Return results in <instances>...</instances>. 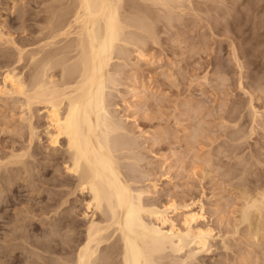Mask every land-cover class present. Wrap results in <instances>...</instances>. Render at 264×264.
Returning <instances> with one entry per match:
<instances>
[{
  "label": "bare ground",
  "instance_id": "bare-ground-1",
  "mask_svg": "<svg viewBox=\"0 0 264 264\" xmlns=\"http://www.w3.org/2000/svg\"><path fill=\"white\" fill-rule=\"evenodd\" d=\"M50 1H52V3L49 2L51 4L50 6H47L48 15L46 16L44 20L42 19L40 21H37V24L35 23L34 25H31L30 23L31 25L30 27H28L29 25L26 24V27L28 29L22 28L23 30H21L20 27H22V25L20 27L17 26L20 31L30 30L29 33L24 34V36L17 37L14 34L16 30L14 31V29H12L11 24H9L6 20L0 21V99H4L3 102H6V104H7L8 99H10L9 101L12 100L13 103L10 102L9 105L11 103L15 104L14 107L17 106V103L21 105V106L19 105L22 108V112H20L22 115L21 117L24 120L23 122H26V126L28 128L27 144H24L25 146L23 145L24 147H22V149L20 148L19 149L20 151H18L17 149L18 147L16 148V146L11 145L9 147L10 151H9V148H7L8 153H4L6 154L5 155L6 157L3 158V156H1L0 154V156L2 157V158L0 157V172L2 171V169L8 170L10 168L12 169L13 166L20 165L23 168H25V172L31 173L32 170L29 171L30 169L29 167H27L28 166L27 164L29 163H26L27 162L25 160L27 158L26 156L32 157L37 154H41V153L43 154L44 151L38 150V149L42 147L41 143L43 141V138H46L47 145H43L44 149L46 150L45 151L46 154L44 158L50 160L49 164L56 163V165L59 164L63 168V171H61L59 170L61 168L58 169V167L56 166L58 169V172H61V173L63 172L71 176L69 178L65 177L62 179L57 178L59 176L53 177V180L49 182V183H52L54 187L60 188L59 189L60 192H57V193L60 194L62 199L60 197L61 201L59 203L56 201L55 199L56 196H54V194H57V193H56L55 188H53L51 192L52 195L50 199L48 198L49 201L52 200L51 203L48 202L49 203L48 212H52L55 216L58 215L57 217L60 218V220L62 221V218L64 216L65 218L72 216V215L68 216L67 214H66L67 216L65 215L68 209H66L63 206L67 204L71 200V198L74 197L76 201L79 200L81 204H83L84 206V211L82 212L83 218H84V223H83L84 229H82V232L79 231L82 234L80 235L78 246L76 244H73L77 246L76 249L74 248L75 249L74 251L72 249L73 252H70V251L69 253L66 252L69 255L68 254L65 255L61 252H58L56 249V253L59 255L58 257H55L56 255L52 257L50 256L52 259L49 258L51 259L49 262L47 261L46 263L43 261L39 263L38 261V263L37 262L36 263L37 264H41V263H45V264H191L194 261H197L196 259L199 258L198 256L200 254L209 252V250L211 249L213 245V241L216 239L217 236H221L222 233L220 235H218V233H215L214 227L208 223V220L206 218L207 215L205 214L207 210L205 206L207 205L203 201V199H201L200 197L199 199H192V196H191L189 197V199L186 198L185 201L181 202V199H180V202H178L176 201V199L174 200V198L167 200L170 197L169 195L166 201L164 199H163L164 201H160V197L158 198L159 200H156V196L155 195L153 196V193L155 192L154 194H156L157 192L156 189H158L157 182H152V183L150 182V184L146 186L138 184L140 181L144 179L145 180L148 179L147 172H149V171H146L147 169L146 170L143 169L144 163L142 165L140 164V161L142 162L145 161V160L143 161V159H145L143 158L144 156H141L144 153L140 154L141 152L137 151L139 149L136 150V148L142 145L140 144L142 140L141 141L139 140V135L135 136L133 134L132 132L133 128L131 129L129 124L117 114L118 108L116 109V106H115L116 104L114 103L113 98L115 96V91L118 90L120 83H122L121 75L124 72L123 69L126 67V70H127V67L129 66L131 67V63L136 64V65L135 64L133 65L134 67L138 66L137 62L135 61L134 63L131 62L130 55L132 54L133 51H137L136 53L138 55V60L141 59V61L143 60L144 62L150 63V65L151 64L154 65L153 60L155 58H153L152 60V57L155 55V53L151 52L152 49H151L150 44H152V47L154 46V44L160 45L161 43L160 41L163 40L161 38L162 36H160L162 35L160 34L161 32L162 33L165 32L167 34V32H169V29L174 28L176 26V21L178 23L183 21L182 19L183 17H185L186 14L190 16L192 15V13H194L193 17L195 15V18L197 19L199 18L198 19L199 21L197 22H200V20L202 22V20L203 19L205 20L207 16L208 18H211L209 17V15L213 11V9H217L216 5L214 7L211 5L213 3L207 4L211 0L210 1L208 0L209 2L207 0H50ZM213 1L214 0H212V2ZM233 2L237 3L238 6H240L244 4L246 0H234L232 1V3ZM258 2L260 3L261 1L258 0ZM202 4L206 5L205 6L206 8L205 7L202 8L201 6ZM252 9L254 10V12L256 11L257 13H259L260 11L264 10V5L262 6H259V4L257 6L254 5ZM203 12L208 13L207 16L206 14L204 15ZM254 14L255 13H253V15ZM204 16H206V18ZM244 18H246V15ZM255 18H258V17H254V19ZM216 19L217 18H215L214 20ZM254 19H252V22ZM262 19L264 18L262 17ZM33 22H36V21H33ZM191 22L193 21L191 20ZM194 22L196 21L194 20ZM208 22H211V20L209 19ZM160 24H162V26ZM208 24L210 25V23H207V27H208ZM179 25H182V24H179ZM212 25H210V28ZM252 26L255 27L254 24ZM214 27H212L211 31H213ZM11 29L14 32L11 31ZM258 30H261V27L260 29L258 28ZM225 33L228 34L227 31H225ZM214 35L213 37L217 36L218 34H216L215 36ZM222 35L224 34L222 33ZM188 41L186 40V43ZM192 42L193 41L190 42L191 44L187 43L186 45V48L187 46L188 47L191 46L190 48L191 52L195 48V47H192L193 45ZM232 42L233 41L231 40L230 42L231 46H232ZM201 48L204 49V47H201ZM231 50L234 51L233 48ZM198 51L199 49L197 50L196 53H198ZM233 51L232 53L236 54L238 50L235 52ZM158 52H160V50ZM152 54L154 55L152 56ZM243 64L239 65V68H238L240 69L239 71H241V66H243ZM220 67L223 68V66L221 65ZM139 68H140V65L138 68H136V70L141 69ZM223 72H226V71H223ZM141 74H144V73L142 72ZM228 74L225 76H228ZM163 75H165V73ZM262 81L264 83V80ZM262 85H261V88H262ZM140 87L141 86L136 87L137 91L134 90L135 93L133 94V96H135V98L142 96L143 93H146L144 90H146L147 88L143 90L142 87L141 88ZM240 88L242 89V87ZM249 88L250 86L248 87V89ZM244 90L245 89H243V91ZM263 91L264 90H262V92ZM249 92L250 91H248L247 94H249ZM244 94H245V91H244ZM251 98H249V100ZM0 102L2 103V101ZM223 103H225V101ZM187 105L188 104H186L185 106ZM131 106H132L131 104H128L129 108ZM240 106L242 109L241 104ZM10 107H12V105H10ZM14 107H12L13 110L15 109ZM249 108L251 110V112L249 111L252 117L251 120L253 121V122L251 121L253 123L251 127V131L254 132V129L256 131V128H255L256 125L254 126L255 124L254 122H259L257 121L258 118H260L264 114H262L263 110L261 111L260 109H257L252 103H251V107ZM259 110L261 113L259 112ZM193 116L194 115H192V117ZM43 117L46 118V122L44 123L46 124V126L44 128L45 135L41 136V131L39 128L40 126L44 125V124H40V120H42ZM235 117L236 116H234L233 118ZM260 122L261 124L263 123L261 120ZM262 127H264L263 124H262ZM195 128L194 130L200 129V127L196 129ZM231 132H233V130ZM243 133H247V132L245 131V132H242V134ZM231 134L230 136L232 137L233 134L232 135ZM235 134H234V139L232 138L233 140H236L238 138L236 137L237 134L236 135ZM188 137L189 139H191L190 136ZM197 137H200V136H196L194 138L198 140ZM226 139H227V135H226ZM23 142H26V141H23ZM226 145L224 147H227ZM38 146L40 147L38 148ZM260 147H261V144H260ZM140 148L142 149V147ZM227 149L225 148V150ZM30 150L31 151L35 150V151L30 152ZM192 150H193V147H192ZM244 153L245 151L242 153V155L241 154L240 155L244 156L243 155ZM197 158L200 159L198 155H197ZM192 159L193 158H191V160ZM259 161H257V163H259ZM262 161L263 160H261L260 162ZM203 163L207 164V162H204V160H203ZM246 163L248 165V160ZM146 164H147L146 166H148L150 162ZM237 165H240V164H237ZM208 167L209 166L207 164V168ZM249 167L251 169V166ZM205 168H204L205 171L203 172L205 173L210 172L209 169H205ZM226 172H227L226 174H228V171ZM239 173H238V176H239ZM16 174L17 173H15V175ZM31 175L33 174L31 173ZM61 175L63 176V174ZM1 180L2 181L0 182H3L2 178ZM11 180L12 179H10V183L15 184L13 183V180L12 181ZM240 181H241V178H240ZM4 183L3 185L5 186ZM8 184H9V181H8ZM245 184L246 183L244 182L243 185ZM247 184H248V181H247ZM11 185L9 186L7 185V186L10 187ZM151 186H153L155 190ZM150 187L153 191L150 189ZM262 187H264V185L261 186L259 190H257L258 189L257 188L256 189L257 191L255 193H252L250 192V190L249 191L247 190L250 188L245 186L247 192L245 191V194L244 192L242 194L244 202L242 204V209L239 210L241 211V214H242L241 215L242 219L240 221L247 222V220L250 219V213L251 214L253 213L252 211L253 209L258 211L259 214L261 215L263 214L264 212V188ZM245 188L243 187L244 190ZM3 189L6 190V188H3ZM3 189H1L0 196H2L1 194H4L5 190L2 193ZM243 189H240V190L243 191ZM151 197L153 199H151ZM183 199H185V196ZM225 200L227 201V199ZM222 201H223V198H222ZM222 201H219V202L217 201V202L222 203ZM0 203H1V200H0ZM218 203H216V206H215V211H216V212L214 211L215 214L217 212H220L221 214L223 210V209L221 210L220 205ZM214 205L213 206L212 204L210 205L212 206L211 207L212 209H214L213 208ZM255 210H254V213L256 215ZM251 216L253 217L254 215H251ZM71 219L69 221H71ZM66 221H64L65 224L67 223ZM59 223L62 225L61 222ZM262 226H259V228L256 227L259 233L262 232V229H263ZM11 233H14V232H11ZM51 233L52 231L49 232V235ZM44 234L46 235L47 233H44ZM23 235L22 237H24ZM51 235L52 237L53 236L56 237L54 233ZM260 235H264V231L260 233ZM18 237L20 238V235ZM22 237H21V240H24V242H25V239L28 238V236L27 237L25 236L26 237L25 239H22ZM52 237H49V239L50 238L52 239ZM73 237L75 236L73 235ZM13 238L15 237L12 236L11 239ZM224 239L227 241L226 238ZM36 240H35V243H37ZM71 240L73 239L71 238ZM226 241L224 242L225 243L224 246H226L228 249V247L230 246L228 242ZM64 242H67V240L63 241L62 244H64ZM71 242L74 243V241H71ZM39 247L44 248V247H41V245ZM50 247L52 248V246ZM70 247L72 248L71 245ZM51 248L49 249V251L51 250ZM47 249H48V246H47ZM63 250H60V251H63ZM44 251H47V250H44ZM52 253H55V250ZM262 259L263 260H261V262L264 261V258Z\"/></svg>",
  "mask_w": 264,
  "mask_h": 264
},
{
  "label": "rangeland",
  "instance_id": "rangeland-1",
  "mask_svg": "<svg viewBox=\"0 0 264 264\" xmlns=\"http://www.w3.org/2000/svg\"><path fill=\"white\" fill-rule=\"evenodd\" d=\"M215 1L216 0L212 2L211 0L209 3H207H213L211 5L214 7L216 5L217 8L213 9V11L211 10V14L209 13L210 15H212H209V17H211L212 19L208 18V13L203 12L204 15L206 14L208 20L206 16H204L206 18L205 20L203 19L204 21L202 20L201 22L200 20V22H197L199 21V18H195V15L193 17L194 13L190 15L192 19L186 14L185 17H183L182 19L185 22L181 20L182 22L178 23L176 21V26L174 28L169 29V32H167V34L165 32L160 33L162 34L160 36H162L161 38L163 39L160 41V45L154 44V46L152 47V44H150L152 49H150L151 52L155 53V55L152 54V56H155L152 57V60L153 58H155V61L153 60L154 65H150V63L144 62L143 60L141 61V59L138 60V55L136 53L137 51H133L131 54L132 56L130 55L131 62H137L138 66L134 67L133 65L135 63H131V67L133 68L129 66L130 64L128 65L131 70L129 69V67H127V70L126 67L123 69L125 73H122V75L124 76L121 75L122 83H120L118 90L115 91L113 101L116 104V109L118 108L117 114L129 124L131 129L133 128V134L135 136L139 135V140H142L141 142L139 141L140 144H142L140 145L142 149L138 147L136 148V150L139 149L137 151H140V154H145L141 155L144 156L143 158L145 159H143V161H145H140V164L142 165L144 163L143 169H147L146 171L149 172H147L148 179H144L138 184L146 186L150 184V182H157L158 189H156V194H154L155 192L153 193V196H156V200H159L158 198L160 197V201H166L169 195L171 198L169 197L167 200L174 198V200L176 199V201L178 202H180V199L181 202L185 201L186 198L189 199V197L191 196L192 199H199L200 197L207 205L205 206V208H207L205 214L207 215L206 218L208 220V223L214 227L215 233H218V235L222 233L221 236H217L216 239L213 241V245L209 252L200 254L198 256L199 258L196 259L197 261H194L195 263L193 262L191 264H252L253 262V264H264V261H262L263 263L261 262V260H263L262 258H264V235H260V233L264 231V212L261 215L258 213V211L253 209V213H250V219H248L251 222L250 223L248 220L247 222L240 221L242 219V214L241 211H239L242 209V204L244 202L242 197L243 192L245 194V191L247 192V190H250V192L255 193L257 190L260 189L261 186L264 185V127H262V124L264 125V115L261 116L263 119L260 117L257 120L259 122L261 120L263 122L262 124L261 122L260 124L259 122H254V126L256 125V131L254 129L253 132L251 131L253 121L251 120V113H249V111L251 112L249 107H251L252 103L257 109H260L261 111L263 110L262 114H264V91L262 92V90H264V83L262 81L264 80V19H262V17L264 18V12L262 11L264 10L257 13L256 11L254 12V10L252 9L254 5H264V0H260V3L258 2V0H246V4L244 3L240 6H238L237 3H232V1L234 0H217L216 2ZM49 2L52 3V1L50 0H0V21L6 20L9 24H11L12 29H14V31L16 30L14 32L11 29V31H13L17 37L24 36V34L29 33L30 30H24L26 31L24 32L20 31L18 27L22 25V27H20L21 30L28 29L26 27V24L29 25L28 27H30L35 23L37 24V21H40L42 19L44 20L48 15L47 6H50L51 4ZM201 6L202 8H204L206 5L202 4ZM245 10L248 11L246 12ZM253 13H255V16L253 15ZM245 15L246 18H244ZM254 17L258 18L254 19ZM215 18L217 19L214 20ZM209 19L211 20V22H208ZM252 19H254L253 22ZM191 20L193 22H191ZM194 20L196 22H194ZM207 23H210V25H212L213 23L214 24L211 26V28L208 24V27L210 28L209 29L207 27ZM253 24L255 25V27L252 26ZM160 25L162 26V24ZM23 26H25L26 28ZM212 27H214L213 31H211ZM260 27L261 30H258V28L260 29ZM180 30L183 32H181ZM225 31H227L228 34L225 33ZM222 33L225 36L222 35ZM212 34H218L219 36L214 35L215 37H213ZM203 36H205L207 39ZM186 40H189L190 42L193 41L192 47H195L197 50L199 49L198 53H196L197 50L195 48L191 52V46H187L186 48L187 43L191 44L189 41L186 43ZM231 40L233 41L232 46L230 44ZM200 46L204 47V49ZM231 47L234 49V51L231 50ZM159 50L160 52H158ZM232 51H237L238 53L236 52V54H233ZM242 64L243 66H241V71H239V65ZM139 65L141 69L139 68L140 70H136ZM220 65L223 66V68L220 67ZM141 71L144 74H141ZM164 73L165 75H163ZM227 74L228 76H225ZM242 74L244 75V77ZM217 76L219 77V79ZM135 80L138 82H136ZM227 81L229 84L227 83ZM239 83L242 86H240ZM260 84H263L262 88ZM135 86H141L143 90L147 88V91L144 90L146 93H143L144 91L142 90V96L135 98V96H133L135 91H137V88ZM249 86L250 88L248 89ZM240 87H242V89ZM243 89H245V94ZM251 89H254V92ZM248 91H250L252 94L250 92L249 94H247ZM249 98H251L252 101L251 99L249 100ZM9 100L10 99H8L6 104V102H3L4 99H0V101H2V103L0 102V154L1 156H3V158L6 157V154L4 153H8L7 148H9L11 145H14L16 146V148L18 147L17 149L18 151H20L19 149H22V147L25 146L24 144H27L28 138V128L26 126V122H23L24 120L22 119V115L20 113L22 112V108L20 107L21 105L17 103V106L14 107L15 104H12L13 101ZM224 101L225 103H223ZM10 102H12L10 105L15 108L14 110L12 107H10ZM128 104H131L132 106L129 108ZM184 104H188V107ZM240 104L242 105V109ZM192 115H194V118L192 117ZM234 116L236 117L233 118ZM227 117L228 119L230 117V119L232 120H228ZM196 119H198L199 121ZM45 122L46 118L43 117V119L40 120V124H44ZM235 122L237 123V125ZM45 126L46 124L40 126L39 128L41 131V136L45 135ZM195 126L196 128L200 127V129H196ZM24 127L26 130L24 129ZM194 128L196 130H194ZM236 129L238 132L236 131ZM240 129L242 132L246 131L247 133L242 134ZM232 130L233 132H231ZM196 132L199 135H197ZM195 134L196 136H200L201 138L197 137L198 140H196V138H194L196 137ZM230 134L232 135V137L230 136ZM234 134L236 135V137H238L237 139L235 137V139L239 143H237L236 140H233ZM188 136H190L193 140L189 139ZM194 140H196L197 142ZM41 144L40 145L43 148L38 146V148L40 147V149H37L44 151L43 154H37L32 157L26 156L27 158L25 159L27 161L26 163H29L27 164V167H29V171L32 170L31 173L33 175H31V173L29 172H25V168L20 165L13 166L12 169L10 168L8 170L2 169V171L0 172V174L2 175H0V177L3 179V182H0V193L1 189L6 188V190H2V193L4 190L5 191L4 194H1L2 196H0V264H37L38 261L39 263L43 261L47 263V261L49 262L52 259V256H59L56 253V249L58 252L67 255L69 251L73 252L78 246V241L80 239V235L82 234V229H84V218L82 214V212L84 211V206L79 200L76 201L74 197V199L71 198V200L67 204L63 205L66 209H68L65 215L67 214L68 216H72L66 218L64 216L61 221L60 218L57 217V214V216H55L52 212H48V205L52 202V200L49 201L52 195V189L55 188L56 193L60 192L59 187L56 188L52 183L49 182L53 180V177L59 176L57 178L62 179L65 177L69 178L71 176L63 172H58L59 168H61L59 170L63 171V168L59 164L56 165V163L51 162V164H49L50 160L44 158L46 150L44 149L43 145H47L46 138H43ZM234 144L236 146L239 145L240 148L239 146L236 147ZM225 145L227 147H224ZM225 148L228 149L225 150ZM243 150L245 151V153L243 154L244 156H241L244 152ZM34 151L30 150V152ZM197 155L198 157H200V159L197 158ZM191 158L193 159L191 160ZM242 158L245 162L242 160ZM258 159H261L263 161L260 162L261 160L259 161ZM203 160L204 162H207L209 166L208 168L207 164L203 163ZM247 160L248 165L246 163ZM257 161H259V163H257ZM149 162L150 164L146 166V163ZM56 166L58 167V169ZM249 166H251V169ZM204 168L209 169L211 173L203 172L205 171ZM226 171H228V174H226ZM252 171L254 174H256L254 175ZM239 172L242 174H240ZM15 173H17L18 175H15ZM223 173L226 175H224ZM61 174H63V176ZM239 177L241 178V181ZM1 178L0 181H2ZM10 179H12L13 183L15 184L10 183ZM244 182L246 183L245 185H243ZM3 183L5 184V186L3 185ZM6 184L8 186L12 184L13 186L11 185L10 187H8ZM245 186L249 187L250 189L246 190ZM7 187L9 188V190ZM46 187L50 188L47 189ZM151 187L154 189L153 186ZM243 187L245 188V190L243 189ZM240 189H243V191H241ZM54 196H56L55 199L59 203L61 201L60 194L57 193L54 194ZM184 196L185 199H183ZM151 199L153 198L151 197ZM225 199H227V201ZM217 201H222V203L220 202V204ZM216 203L220 205L221 210L226 209L224 210L226 214L223 210L221 214L220 212H217L215 214ZM211 204L212 206L215 204L213 207L214 209L211 208ZM71 209L73 212L71 211ZM254 210L256 211V215L254 213ZM220 215L222 218L220 217ZM251 215L254 216L252 217ZM223 218L225 221L223 220ZM70 219L71 221H69ZM64 221H66L67 223L65 224ZM59 222H61L62 225ZM258 225L263 227L262 232L260 233L257 231L258 229L256 228H259ZM50 231H52L51 234L54 233L56 237H52L51 234L50 236ZM21 233L22 235L24 234V237H22ZM44 233L47 234L45 235ZM19 235L20 238L18 237ZM73 235L75 237H73ZM10 236L11 238L12 236L15 238L11 239ZM25 236H28V238H26ZM45 236L47 239L45 238ZM21 237L22 239L26 238L29 241L25 239L24 242V240H21ZM49 237H52V239H49ZM70 237L73 240H71ZM224 238H226L227 241ZM65 239L67 240V242H64V244H62L63 241H66ZM35 240L37 243H35ZM51 240L54 242H52ZM224 240L228 242L231 248L228 247L227 249V247L224 246ZM71 241H74V243ZM73 244H76L77 246ZM40 245L41 247H44L46 249L40 248ZM45 245L48 246V249ZM49 245L52 246V248ZM70 245L72 246V248L70 247ZM250 246L253 247L251 248ZM50 248L51 250L49 251ZM43 249L47 251H44ZM52 249L55 250V253H52L54 251ZM247 249H250V252Z\"/></svg>",
  "mask_w": 264,
  "mask_h": 264
}]
</instances>
